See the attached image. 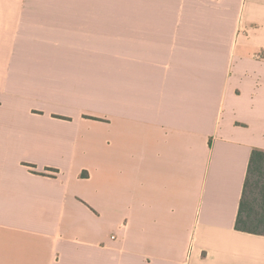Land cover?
<instances>
[{"label":"crops","instance_id":"1","mask_svg":"<svg viewBox=\"0 0 264 264\" xmlns=\"http://www.w3.org/2000/svg\"><path fill=\"white\" fill-rule=\"evenodd\" d=\"M255 149L264 0H0V264H264Z\"/></svg>","mask_w":264,"mask_h":264},{"label":"trees","instance_id":"2","mask_svg":"<svg viewBox=\"0 0 264 264\" xmlns=\"http://www.w3.org/2000/svg\"><path fill=\"white\" fill-rule=\"evenodd\" d=\"M236 230L264 236V150L252 152Z\"/></svg>","mask_w":264,"mask_h":264}]
</instances>
